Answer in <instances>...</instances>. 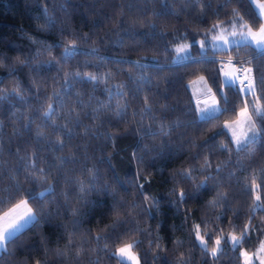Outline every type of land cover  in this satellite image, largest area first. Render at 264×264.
Returning <instances> with one entry per match:
<instances>
[{
  "label": "snow or ice",
  "instance_id": "obj_1",
  "mask_svg": "<svg viewBox=\"0 0 264 264\" xmlns=\"http://www.w3.org/2000/svg\"><path fill=\"white\" fill-rule=\"evenodd\" d=\"M52 2L61 9L66 8V0H52ZM145 2H150V0H145ZM184 2L193 8L200 5L199 14L195 18L199 26L207 22L206 9L211 10V15L217 18L216 22L202 33L189 34L187 31L180 33L174 30L171 34L172 40L164 45L166 59L163 64L156 56L150 57L155 61L154 68H149L147 61L137 57L132 60L130 70L118 69L100 73L97 68L96 71H84L85 67L96 66L91 61L79 59L83 54L78 51L81 47L79 41L87 42L88 33L83 36L71 33L74 36L73 39L66 43L60 42L59 47H56L55 42L48 43L25 32L24 35L30 42L37 46L31 55L23 59L17 57L13 66L5 65L6 57L0 58V68H6L8 77L17 76L24 67L29 68L35 74L31 77L27 87L17 79L11 87L0 88V108L5 102L12 100L25 105L27 112L22 111L18 115L13 113L12 118L23 121V123L20 128H17L15 124L12 125V136H20L22 128L32 134L36 142L31 153L25 152L24 156H20L19 148L16 152L23 165L24 182L32 185L30 188H25L18 179L20 173L16 168L9 169L2 159L5 151L2 138L4 123L0 119V208L11 204L7 210L0 211V259L10 254L8 246L19 240L26 231L38 228L42 223H53L54 217L65 214H70L72 219L67 224H54V227L67 231L71 226L72 232L68 234L64 248H57L54 252L58 258H68L73 254L79 258L86 251L83 247L86 241L83 238L80 240V245L74 247L75 231L81 227L84 215L82 208L103 211L102 206L94 201L90 194L105 193L111 198L107 215L109 223L90 236L96 247L88 251L106 253L108 258L115 260L116 264H147V253L141 248L147 239L148 249L153 253L152 259L158 261L161 259V253H164L166 249L164 237L159 232L161 225L157 222V231L153 235L150 227L140 226L139 217L151 216L153 211L159 213L164 204H171L176 212H179L180 205L196 201L203 194L211 193L215 189L214 197L207 201L209 209H221L214 216L197 219L194 214L190 216L185 210L181 227L188 229L189 243L199 248L202 257L209 258L212 264H218L221 256L228 255V252L235 257L236 264H264V216L259 222L253 223L255 213L264 212V164L249 168L243 163V158L246 157L252 161L258 151L264 150V68H260L257 63L264 61V0H215V8H213V0H184ZM234 2L240 7H233L222 13L227 5ZM160 3L163 6V14L170 13L174 17H179L180 12L170 9L168 0H160ZM241 8L244 10L241 11ZM183 11L187 12L188 9H183ZM222 14L228 19L221 20ZM36 18L45 21L43 25H37L41 31H52L57 28V18L49 14L48 0H43L42 11ZM121 24L122 21H118L117 27ZM147 27L152 29L155 35L165 36L163 30L156 31L155 24H148ZM131 30L125 29V32ZM59 31L61 35L67 34L62 27ZM197 36L200 38L197 39ZM111 43L118 47L123 46L122 40H114ZM156 50H159L158 46ZM89 51L92 54H98L99 48L93 45ZM210 51L212 55H209ZM245 51L249 54L241 57L240 53ZM217 52L235 54L228 55L225 59L218 58ZM42 56H47L48 59H38ZM128 59L121 56L108 63H121L122 61L127 63ZM32 60H35V63ZM101 62L103 58L97 56L96 63ZM64 65H69V67L65 69ZM165 65H176L179 68L188 69L180 77V85L188 96L182 111L185 115H190L192 119L185 121L177 119L169 123L161 121L158 131H153L151 127L144 130L145 135L162 137L160 144H154L151 147L145 145L142 149V151L152 153L151 160H157L162 155H166L163 138L170 136L175 129L192 128L195 131L203 125L220 121V117L225 114H232L235 117L219 122L215 126V131L203 141H197L191 137L184 141L197 150V152H189V159L197 161L198 164L193 163L187 167H181L170 174L173 187L169 189L163 201L146 187L151 182L152 173L142 175L145 171L142 166L145 160L144 156L137 152L131 154V160L136 162L135 175L122 182L135 188L136 195L142 197L139 202L135 197L130 201L117 198L115 189L111 188L108 183H101L96 166H82L81 177L67 175L65 165L75 164L79 158L72 153L67 155H56V153L63 152L76 135H92L98 138L99 129L93 132L88 125H84L80 119L81 114L85 118L91 115L93 122L96 120L102 122L109 116L117 121L127 122L129 109L127 97L133 100L139 98L144 85L151 87L152 74L164 72ZM191 65H212V67L202 69L204 74L197 75L198 70L191 68ZM117 72H123L128 79L117 83ZM48 73H54L51 76L50 96L47 92ZM185 75L194 78L185 81L183 79ZM164 82L171 87L175 86V82L170 81L167 76L164 77ZM3 83L4 74H0V84ZM97 85H104V90L109 93L107 102L95 97L94 92ZM77 88L88 90L86 100L83 98L85 92L75 91ZM164 92H169V87H165ZM70 96L76 97L71 100L73 107L58 112L57 109H63ZM112 96H117L124 102H117L113 109ZM232 97L235 98V103ZM48 99L52 102L45 107L44 101ZM32 100L35 101L34 106L30 103ZM162 107L169 109L170 105L165 103ZM151 111L150 97L144 95L143 108L140 110L141 118ZM100 113H106V115L102 117ZM135 115L133 111V116ZM61 119L65 122L59 123ZM35 121L39 123L33 133L32 124ZM80 127H83L84 131L77 133L75 129ZM49 128L52 130L51 134L43 130ZM57 133L61 138L53 140L52 135ZM99 135L103 136L105 142L111 141L115 147V139L120 134L104 132ZM179 135L183 136L184 133L181 132ZM218 136H223L224 139L217 142L216 137ZM9 142L11 143V137ZM83 147L87 152V144ZM41 149L50 153L52 160H49L47 155L41 157L39 155ZM184 150L181 147L180 151ZM200 150L207 153L202 159L199 155ZM217 151L226 153L227 159L213 165L210 157ZM234 157L235 166L229 168ZM41 160L44 166L38 167ZM241 169L251 172V175L240 180L237 174ZM76 171L74 167L67 168L68 173ZM85 173L86 179L83 175ZM5 174L8 175L7 184L3 179ZM61 179L64 181V186L60 185ZM183 182H191V190L182 187ZM233 182L240 185V193L246 199L251 200L247 221L242 226L235 223L240 216V209L230 207V193L221 190L224 185H230ZM58 187L62 189L59 193H57ZM70 191L74 195H70ZM57 195L63 198V202H57L56 208L53 209L51 204ZM73 200L75 206L69 207ZM45 202L48 206L41 207L45 205ZM228 211H231V217L225 216V212ZM225 220L232 231L225 232L223 227ZM237 229H239L238 232ZM87 231L92 232L91 229ZM253 236L256 241L253 250L249 251L242 247V245L249 244ZM102 241L104 243L101 245ZM184 243L182 239L174 241L177 248H183ZM33 264H46V262L36 259ZM88 264H100L99 257L90 258ZM175 264H190V257L181 251Z\"/></svg>",
  "mask_w": 264,
  "mask_h": 264
},
{
  "label": "trees",
  "instance_id": "obj_2",
  "mask_svg": "<svg viewBox=\"0 0 264 264\" xmlns=\"http://www.w3.org/2000/svg\"><path fill=\"white\" fill-rule=\"evenodd\" d=\"M42 4L43 0H40V2H36V0H0V58H7L4 60L5 65L13 66L17 57L23 59L25 56H30L31 52L37 47L24 35L25 32L30 33L37 39L45 40L48 43L55 42L56 47H59L60 42L66 43L68 40L73 39L74 36L71 35V33H76L81 36L88 33L89 38L87 42L83 40L79 41L81 47L78 51L83 53L79 59L81 61H91L96 66L85 67L83 68L84 71H96L97 68L100 73L117 71L118 69L130 70L132 60L137 57L147 61V66L149 68H154L155 61L151 60L150 57L156 56L163 64L166 59L164 45L172 40L171 34L174 30H178L180 33L187 31L189 34L193 32L202 33L212 23H215L217 19L211 15V10L206 9L207 22L203 26H199V22L195 18L199 14L200 5H196L193 8L185 3L184 0H168L169 8L180 12L178 18L170 13L167 15L163 14L164 10L160 0H150V2L147 3L145 0H66V8L64 9L54 4L52 0H48L49 14L57 18V28L52 31H41L38 29L37 25H43L45 21L44 19H37L36 17L42 11ZM215 7L216 3L215 0H213V8ZM233 7H240V5H237L235 2L229 4L222 10V13L229 11ZM183 9H188V11L185 12ZM243 10L244 9L241 8V11ZM220 19L227 20L228 17L222 14ZM118 21H122L119 27H117ZM148 24H155L156 31L163 30L165 36L161 37L155 35L153 30L147 27ZM61 27L67 34L61 35L59 31ZM125 29L132 30L125 32ZM196 38L199 39L200 37L197 36ZM114 40H122L123 46L118 47L111 43V41ZM93 45L99 48L98 54H92L89 51L90 47ZM157 46L159 50H156ZM228 54L234 55L235 53L217 52L216 56L219 58V56ZM248 54L249 53L245 51L241 52L240 56L243 57ZM209 55H212L211 51ZM97 56L103 58V62L97 64ZM121 56L129 58L127 63L123 61L121 63H108V61L116 60ZM38 59H48V57L42 56ZM32 62L35 63V60H32ZM257 63H259L260 68H264V61H258ZM68 67L69 65H64L65 69ZM164 67V72L158 74L154 72L152 74L151 87L144 85V90L140 92L139 98L133 100L131 97H127L129 102V109L126 117L127 122H125V120L117 121L112 116H109L108 119L101 122L99 133L109 132L108 130L111 129V133L120 134L115 139V147H113L111 141L105 142L103 136H100L99 133H97L98 138L92 135H76L72 138L70 144L63 152L56 153V155H67L72 153L79 158L78 162L75 164L65 165V172L67 175L81 177V167L84 165L90 167V163L86 161H89L93 156L106 155L110 152L111 166L109 167L107 163L101 165L105 179H107L111 188L116 190L118 194L117 198L122 196L125 201H130L135 197L139 202L142 200V197L136 195L135 188L122 182L135 175L136 162L131 160V154L137 152L143 155L145 160L144 165H142L145 171L142 175H147L149 172L152 173L151 182L146 187L152 193L157 194L163 201L167 197L169 189L173 187L170 174L181 167H187L193 163L198 164L197 161L189 159V152H197V150L193 149L190 144L184 141L189 137L197 141H203L215 131V126L219 122L225 119H234L235 117L232 114H225L220 117V121H213L212 124L203 125L202 128L195 131H193L192 128L175 129L170 136L163 138V143L166 145V155H162L157 160H151L150 157L152 153L142 151V149L145 145L151 147L154 144H160L162 142V137L145 135L144 130L151 127L153 131H158V125L161 121L169 123L177 119L182 121L192 119L190 115H185L182 111L184 102L188 99V96L180 85V77L183 73L187 72L188 69L179 68L176 65H165ZM190 67L196 68L198 70L196 74L201 75L204 74L202 69L211 68L212 65H191ZM169 68H171V71H169ZM0 74H4V83L0 84V88L11 87L17 79L21 80L27 87L31 77L35 75L27 67H24L15 77H8L6 75V68H0ZM53 74L54 73L47 74V83L49 85L47 90L51 89V76ZM166 76L170 81L175 82L174 87L166 85L164 82V77ZM193 78L192 76H183L185 81ZM127 79L128 77L123 72H117V83ZM129 87H131V85ZM165 87H169V92H164ZM75 91H84L85 95L83 98L85 100L88 98L87 89L77 88ZM113 91H115V88H113ZM94 95L101 101L107 102L109 99V93L104 90V85H97ZM144 95L150 97L152 111L141 118L140 110L143 108ZM68 99L74 100L76 97L70 96ZM232 99L235 103V98L232 97ZM111 100L113 109L117 102H124L117 96H112ZM30 103L33 106L35 105L34 100L30 101ZM165 103L170 105L169 109H164L162 107ZM173 108L175 110H173ZM22 111L27 112L28 109L25 105H22L16 100L5 102L3 107L0 108V119H2L4 123L2 138L5 147L2 159L9 169L16 168L20 173L18 176L19 181L24 184L25 188H30L32 185L24 182L23 165L20 163L16 152L19 148L20 156H24L25 152L31 153L36 142L33 139V135L22 128L20 136H12V125L15 124L17 128H20L23 123V121L14 120L12 118L13 113L18 115ZM133 111L136 113L135 116H133ZM153 117H155V119H153ZM80 119L83 121L84 125H90L93 122L91 115H89L88 118L82 115ZM64 122L63 119L59 121V123ZM38 123V121L33 122V133ZM43 130L49 134L52 133L50 128ZM75 131L77 133H82L84 129L80 127L75 129ZM95 131L96 129H93V132ZM181 132L184 133L183 136L179 135ZM10 137L11 143L9 142ZM57 137H59V139L61 138L59 133L52 135L53 140L57 139ZM223 139V136L216 137L217 142ZM85 144H87V152H85L83 147ZM77 145L81 147L77 148ZM181 147L185 150L180 151ZM101 148L104 150L103 153L100 151ZM205 154H207L206 151H199L201 159ZM39 155L41 157L47 155V158L52 160V155L46 153L44 149L39 151ZM85 156H87V160H85ZM210 159L213 165H215L217 162L227 159V154L217 151L211 155ZM243 163L249 168L264 164V150L258 151L257 155L252 158V161H249L246 157L243 158ZM43 166V160H41L38 167ZM234 166L235 157L229 168H233ZM68 167H74L77 171L68 173ZM225 171H228V169H225ZM83 175L86 179V173ZM196 175L199 177V173ZM250 175L251 172H245L243 169L237 174L240 180ZM3 179L4 183L7 184L8 175L5 174ZM177 179H179V177H177ZM118 180L121 181V183H118ZM60 185L64 186L63 179L60 180ZM181 186L188 190H191L192 187L191 182H183ZM240 187V185L233 182L230 185H224L221 190L230 193V207H238L240 209V216L235 223L242 226L243 223L247 221L251 200L246 199V197L240 193ZM60 191L61 188L58 187L57 193ZM233 194H235L234 197ZM70 195H74V193L70 191ZM90 195L94 201H97L102 206L103 211L100 209L89 210L88 208H82L84 215L82 217L81 227L75 231L76 242L74 247L79 246L80 240L83 238L86 241L83 245L86 251L79 258H76L74 254L68 258H58L54 252L57 248H64V245L67 243L68 234L72 232L71 226L68 227L67 231L62 228L54 227V224H67L72 219L70 214H65L54 217L53 223H42L40 227L31 231H26L19 240L8 246L10 254L0 259V264H33L36 259L45 261L46 264H88L90 258L95 259L96 257H99L100 264H116L115 260L108 258L106 253H93L88 251L96 247L95 242L90 236L101 230L105 224L109 223L107 215L111 200L106 194L98 195L92 193ZM214 195L215 189H213L211 193L203 194L196 201H189L187 204L180 205L179 212H176L171 204H164L159 213L153 211L151 216L139 217L140 226L142 228L150 227L153 230V235H155L157 231V222L160 223L161 227L159 232L160 235L164 237V244L166 245L165 252L161 253V259L153 261V253L148 249L147 239H145V243L141 248L147 253V264H175L176 258L181 251L184 252L186 256L190 257V264H212L209 258L202 257L199 248L193 247L192 244L189 243L188 229L182 228L181 225L184 221L185 210L189 212L190 216L194 214L197 219L206 216H214L219 212L221 210L220 208L211 210L207 207V201L212 199ZM17 199H19V197H17ZM57 202H63V198L59 195H57L51 204L53 209L56 208ZM45 204L47 205V202H45ZM72 206H75L74 200L73 203L69 205V207ZM8 207H11V204L0 208V211H5ZM225 216L231 217V211L225 212ZM262 216H264V212L257 211L253 223L259 222ZM223 227L225 232L232 231L227 220L224 221ZM88 229H91L92 232L89 233L87 231ZM238 231L239 229H237V232ZM177 239L185 241L183 248H177L174 244V241ZM255 242V236H253V240L249 244L242 245V247L252 251ZM103 243L102 241L101 245ZM218 264H236L235 257L231 252H228V255L221 256Z\"/></svg>",
  "mask_w": 264,
  "mask_h": 264
},
{
  "label": "clouds",
  "instance_id": "obj_3",
  "mask_svg": "<svg viewBox=\"0 0 264 264\" xmlns=\"http://www.w3.org/2000/svg\"><path fill=\"white\" fill-rule=\"evenodd\" d=\"M51 89H49V90H47V92H48V94H49V96L51 95ZM52 101H51V99H48V100H45L44 101V105H45V107H47V105L49 104V103H51ZM70 107H73V105L71 104V100H68V102H66L65 103V105H64V107H63V109H57V111L58 112H61V111H66L68 108H70ZM83 114H81V116H82ZM100 116H105L106 115V113H100L99 114ZM100 124H101V121L100 120H96L95 122H92L90 125H88L89 126V128H91V129H99V126H100ZM109 132L111 131V129H109L108 130ZM57 139H59V137H57ZM100 151H101V153H103V149L101 148L100 149ZM110 156H111V153L109 152V153H107L106 155H100V156H93V157H91L90 158V160L89 161H86L87 163H90V167H93V166H96L97 168H98V174H99V176H100V181H101V183H108V181H107V179H105V175H104V172H103V170H102V168H101V165H104V164H108L109 165V167L111 166V160H109V158H110ZM118 183H121V181H117ZM22 183V182H21ZM109 184V183H108ZM111 187V186H110ZM114 189V188H113ZM62 190V189H61ZM99 194H105V193H99ZM98 194V195H99ZM115 194H116V196L118 195L117 194V192H115ZM119 198H123L122 196L121 197H119ZM124 199V198H123ZM41 207H47V205L45 204V205H42Z\"/></svg>",
  "mask_w": 264,
  "mask_h": 264
},
{
  "label": "built area",
  "instance_id": "obj_4",
  "mask_svg": "<svg viewBox=\"0 0 264 264\" xmlns=\"http://www.w3.org/2000/svg\"><path fill=\"white\" fill-rule=\"evenodd\" d=\"M228 55H229V54H228ZM228 55H223V56H219V57H223V58L226 59Z\"/></svg>",
  "mask_w": 264,
  "mask_h": 264
},
{
  "label": "rangeland",
  "instance_id": "obj_5",
  "mask_svg": "<svg viewBox=\"0 0 264 264\" xmlns=\"http://www.w3.org/2000/svg\"><path fill=\"white\" fill-rule=\"evenodd\" d=\"M229 55H231V54H229ZM223 56V55H222Z\"/></svg>",
  "mask_w": 264,
  "mask_h": 264
}]
</instances>
